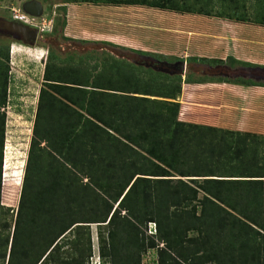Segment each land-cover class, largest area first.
Masks as SVG:
<instances>
[{
	"label": "trees",
	"instance_id": "1",
	"mask_svg": "<svg viewBox=\"0 0 264 264\" xmlns=\"http://www.w3.org/2000/svg\"><path fill=\"white\" fill-rule=\"evenodd\" d=\"M179 1L62 7L144 5L264 25V0L243 10L225 0ZM227 59L250 64L189 57ZM10 61V46H0V264H91L93 223L101 264H143L152 250L156 264H264V135L181 120L180 74L112 53L93 59L49 49L18 208L2 204Z\"/></svg>",
	"mask_w": 264,
	"mask_h": 264
},
{
	"label": "rangeland",
	"instance_id": "2",
	"mask_svg": "<svg viewBox=\"0 0 264 264\" xmlns=\"http://www.w3.org/2000/svg\"><path fill=\"white\" fill-rule=\"evenodd\" d=\"M25 1L27 0H0V18L12 19L14 9H21ZM40 1L44 6L43 15L52 19V26L49 32H40L35 45H24L25 43L17 39L15 34L0 27V46L3 48L5 45L10 46L11 56L1 203L5 206H12L15 210L18 208L21 196L30 141L33 135L38 94L42 86L43 70L49 49L62 57L81 55L99 59L112 53L144 66L169 67L167 73L182 76V86L185 83L186 85L190 84L185 80L186 77L254 79L255 74H259L256 70L243 67V63L233 65L229 59L226 63H220L219 66H215V64L211 66L189 60V57H186L187 54L193 56L211 55L221 59L232 55L237 58L238 62L245 60L253 64L264 65V25L201 14H180L146 6L141 9L142 12H135L134 10L140 9L138 6L99 5L87 2L68 3L65 14L62 7L66 4L65 0ZM219 1L213 0V5L220 6ZM225 1L228 4L238 3L242 10L246 7L252 9L261 2L260 0ZM188 2L196 3L198 6L202 4L196 0H188ZM70 5L73 6H71L69 14L68 7ZM132 7L135 8L132 9ZM67 14L69 15L67 16ZM133 15L135 16L133 23L136 24H127L126 19ZM65 21L66 23L63 24ZM39 22L40 20L38 24ZM101 30L109 32V34L110 31L116 32L118 36L124 31L125 37L149 46V53L163 59L141 56L129 49L122 48L121 45L113 42V45L108 43L111 41H103L100 39ZM17 41L22 42V51L19 53L12 48V43ZM170 50L185 61L183 72H180L176 67L169 66V62H174L176 59V56H170L168 53ZM162 72L166 71L162 70ZM261 79L264 84V76ZM216 86L220 87V85ZM223 88V91L219 92L223 93L219 95L220 98L214 97L210 93L202 96L205 93L199 91L196 92L197 96L191 95L195 99L197 97L199 99L192 100L191 107H184L182 116L188 114L191 117L190 120L195 118L200 122L207 121L209 124L221 128L264 135V85H241L230 82L224 84ZM195 91L196 87H187V92L190 94H194ZM91 229L94 248L91 264H101L98 252L97 223H93ZM155 259L156 253L152 250L144 255L143 264H156ZM106 264L112 263L108 260Z\"/></svg>",
	"mask_w": 264,
	"mask_h": 264
},
{
	"label": "crops",
	"instance_id": "3",
	"mask_svg": "<svg viewBox=\"0 0 264 264\" xmlns=\"http://www.w3.org/2000/svg\"><path fill=\"white\" fill-rule=\"evenodd\" d=\"M67 6V5H66ZM71 6H73V5H70L69 7H68V9H69V14H70V9H72L71 8ZM121 6V5H120ZM129 6H138V8H140L139 10H134L135 12H139V11H141L142 12V8H144L145 6L144 5H129ZM116 7H118V6H116ZM146 7H149V6H146ZM135 7H132V9H134ZM152 8H155V7H152ZM118 9V8H117ZM137 9V8H136ZM144 10V9H143ZM144 11H146V10H144ZM115 12H117V11H115ZM114 12V13H115ZM126 12V11H125ZM174 12V11H173ZM128 13V12H127ZM177 13V12H176ZM69 14H67V16L69 15ZM180 14H182V13H180ZM135 16L133 15V16H131V17H128V19H126V21H127V24H130V25H134V24H136V23H133V20H135V18H134ZM129 20V21H128ZM126 33L124 32V31H122V33H121V35H117V33L116 32H111L110 31V34H109V32H105L104 30H101L100 31V39H102L103 41H111V42H113V43H115V44H118V45H123V46H125V47H128V48H131V49H135V50H142V51H150V48H149V46H146V45H143V44H139L137 41H133L132 39H130V38H127V37H125L126 35H125ZM22 45V43H19V42H13L12 43V48L15 50V52H17V53H19V52H21L22 50H21V46ZM171 48V47H170ZM168 53L170 54V56H178L179 57V55L178 54H176L174 51H172V50H170V51H168ZM176 56V59H174L175 61L174 62H169V64H173V63H175V62H177V61H184V60H177V57ZM190 56H193V55H188L187 54V56L186 57H190ZM195 56V55H194ZM199 56V55H198ZM200 56H204V55H200ZM206 56V55H205ZM182 57V56H181ZM206 57H210V58H215V57H213V56H211V55H209V56H206ZM165 60V59H164ZM132 61V60H131ZM166 62H168V61H166ZM45 63H46V61H45ZM146 66V65H145ZM44 67H45V65H44ZM147 67H151V66H147ZM153 68V67H152ZM153 69H155V68H153ZM155 70H157V69H155ZM43 73H44V70H43ZM224 84H229L228 82H222V83H220V82H203V83H190V84H188V85H186V83H185V85L184 86H182V93H181V95L179 96V101L181 102V111H180V115H179V118L181 119V120H183V121H187V122H193V123H202V124H207V125H212V124H209V122H207V121H203V122H200L198 119H195V118H193V120H190V116L188 115H186V116H182V111H183V108L184 107H187V108H189V107H191V105L193 104V101L192 100H196V99H199V97H197L196 99H195V97H193L194 95L195 96H197L198 94H196V92H201V93H205L204 95H202V96H205L206 95V93H210V95H213L214 97H218V98H220V94H223V93H219V92H221V91H223V86H224ZM216 85H220V87H218V86H216ZM187 87H196V91H195V93L194 94H190V92H187ZM212 87H214V88H212ZM217 87V88H216ZM192 89V88H191ZM191 95H193V96H191ZM201 96V97H202ZM209 96V95H208ZM194 107V106H193ZM192 107V108H193ZM196 107V106H195Z\"/></svg>",
	"mask_w": 264,
	"mask_h": 264
},
{
	"label": "water",
	"instance_id": "4",
	"mask_svg": "<svg viewBox=\"0 0 264 264\" xmlns=\"http://www.w3.org/2000/svg\"><path fill=\"white\" fill-rule=\"evenodd\" d=\"M22 9L30 15L40 17L43 15L44 6L40 0H27L23 3ZM0 27L5 30H9L15 34L23 43L32 46L35 45L39 37V30L30 25L24 24L14 19H2L0 18ZM148 66V65H147ZM170 67H176L180 72L184 71L185 61H178L173 64H169ZM157 70H165L169 72L168 68L155 67ZM172 74V73H171Z\"/></svg>",
	"mask_w": 264,
	"mask_h": 264
},
{
	"label": "built area",
	"instance_id": "5",
	"mask_svg": "<svg viewBox=\"0 0 264 264\" xmlns=\"http://www.w3.org/2000/svg\"><path fill=\"white\" fill-rule=\"evenodd\" d=\"M12 19L37 28L39 30V33L41 31L49 32L52 26V19H48L44 15L40 17L30 15L27 12H25L22 8L14 9V15ZM39 20L40 22L38 24ZM151 226H154V224L152 223ZM152 228L153 227H151L150 229L154 230V228L153 229Z\"/></svg>",
	"mask_w": 264,
	"mask_h": 264
},
{
	"label": "flooded vegetation",
	"instance_id": "6",
	"mask_svg": "<svg viewBox=\"0 0 264 264\" xmlns=\"http://www.w3.org/2000/svg\"><path fill=\"white\" fill-rule=\"evenodd\" d=\"M216 65L219 66L221 64H215V66ZM242 65H243V67L245 66V67L249 68L250 70H256V72L259 73V74L253 73V74L256 75V77L254 79H250V78H245V79L253 80V81L257 82V83L258 82H262V79L261 78H262V76H264V65H262V64H253V63H250V64H242ZM240 78H243V77H240Z\"/></svg>",
	"mask_w": 264,
	"mask_h": 264
}]
</instances>
